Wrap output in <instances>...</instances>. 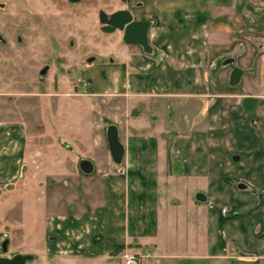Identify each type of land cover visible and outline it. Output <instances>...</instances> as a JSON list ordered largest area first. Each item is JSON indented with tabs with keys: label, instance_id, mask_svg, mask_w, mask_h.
<instances>
[{
	"label": "rangeland",
	"instance_id": "374dc122",
	"mask_svg": "<svg viewBox=\"0 0 264 264\" xmlns=\"http://www.w3.org/2000/svg\"><path fill=\"white\" fill-rule=\"evenodd\" d=\"M124 7L122 0H0V248L10 239L6 256L33 254L28 264H125L135 253L155 264L195 253L205 239L206 209L188 184L167 178V164L157 177L134 181L136 194L158 193L157 222L151 225L146 203L145 221L134 220L138 225L126 231L121 226L119 238L104 229L110 195L118 201L125 189L106 140L117 105L92 94L83 76L93 56L95 66L116 60L110 50L124 36L122 42L120 31H102L99 13ZM138 116L145 121L141 132L155 137L149 111ZM83 158L95 162L93 174L80 170Z\"/></svg>",
	"mask_w": 264,
	"mask_h": 264
},
{
	"label": "crops",
	"instance_id": "0c3cea01",
	"mask_svg": "<svg viewBox=\"0 0 264 264\" xmlns=\"http://www.w3.org/2000/svg\"><path fill=\"white\" fill-rule=\"evenodd\" d=\"M132 1L135 15L152 22L153 54L124 45L119 33L123 44L110 50L116 60L95 66L93 56L83 76L92 94L116 103L109 125H118L126 147L118 165L125 189L118 201L110 195L106 233L119 238L121 226L145 221L146 203L151 225L157 222L158 193L136 194L134 181L157 177L167 164V178L188 184L206 209L207 230L199 251L155 264H264V0ZM229 58L245 70L237 86L232 67H221ZM248 97L257 100L253 109L244 104ZM145 108L155 137L140 130Z\"/></svg>",
	"mask_w": 264,
	"mask_h": 264
},
{
	"label": "water",
	"instance_id": "95a60500",
	"mask_svg": "<svg viewBox=\"0 0 264 264\" xmlns=\"http://www.w3.org/2000/svg\"><path fill=\"white\" fill-rule=\"evenodd\" d=\"M82 0H70L72 3H79ZM100 22L103 25L102 31L106 33H113L116 30L124 32V42L128 45L139 46L143 51L151 55L154 52V48L149 39V32L152 26L151 21L147 20H135L133 13L129 9H123L108 14L106 11H100ZM0 41L5 42L4 37L0 34ZM92 62V60L90 61ZM232 67V73L230 75V83L232 86H237L241 83L245 70L235 65V61L232 58L226 59L221 63V67ZM49 66L45 67L42 74H46ZM245 106L248 109H253L257 100L255 98L248 97L245 102ZM107 141L111 152V157L116 165H121L126 154V147L121 141L119 128L115 124H111L107 129ZM80 170L87 174H93L96 170L95 164L88 158H83L79 163ZM239 188L245 189L246 185L241 183ZM197 201L207 202V196L204 193H198L196 196ZM50 241H56L55 236L49 235ZM10 239H6L3 242L2 254L8 253ZM35 259L33 254L17 253L12 258L0 256V264H27Z\"/></svg>",
	"mask_w": 264,
	"mask_h": 264
},
{
	"label": "flooded vegetation",
	"instance_id": "af4514ba",
	"mask_svg": "<svg viewBox=\"0 0 264 264\" xmlns=\"http://www.w3.org/2000/svg\"><path fill=\"white\" fill-rule=\"evenodd\" d=\"M122 1H124V3L126 4V7L124 8V9H129V10H131V12L133 13V15H134V18H135V20H147V21H150V20H148V19H144V18H139L138 16H136L135 15V13L132 11L133 9L129 6V5H131V4H138L137 2H135L134 3V1H132V0H122ZM128 6V7H127ZM119 10H123V9H119ZM119 10H116V11H119ZM115 11V12H116ZM112 13H114V12H111V13H108V14H112ZM99 20H100V13H99ZM102 27H103V25H101V29H102ZM150 30H151V28H150ZM117 31H119V30H116L115 32H117ZM115 32H113V33H115ZM120 33H123V36H124V32H122V31H120ZM149 34H150V32H149ZM6 239H8V238H6ZM6 239H4L3 240V242L6 240ZM3 242L1 243V251H2V249H3ZM10 245V244H9ZM7 254H0V256H4V257H9V258H12L15 254H13V255H11V256H6ZM29 263V262H28ZM27 263V264H28Z\"/></svg>",
	"mask_w": 264,
	"mask_h": 264
},
{
	"label": "built area",
	"instance_id": "2783aa9c",
	"mask_svg": "<svg viewBox=\"0 0 264 264\" xmlns=\"http://www.w3.org/2000/svg\"><path fill=\"white\" fill-rule=\"evenodd\" d=\"M124 262L125 264H149L145 256L135 253H128Z\"/></svg>",
	"mask_w": 264,
	"mask_h": 264
}]
</instances>
